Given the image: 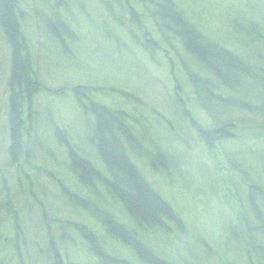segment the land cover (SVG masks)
I'll use <instances>...</instances> for the list:
<instances>
[{
  "label": "rangeland",
  "instance_id": "rangeland-1",
  "mask_svg": "<svg viewBox=\"0 0 264 264\" xmlns=\"http://www.w3.org/2000/svg\"><path fill=\"white\" fill-rule=\"evenodd\" d=\"M127 1L137 10L139 0ZM182 1L180 0L181 7H186L190 20L202 34H208L217 40L222 36L221 41L224 39L226 42H230V37L240 46L237 49L240 53L243 40L237 41L240 37L236 33L239 32H233V27L249 17L252 21L262 19L256 15L255 10L256 3L260 0ZM63 2L22 0L25 42L19 39L20 43H23L19 53L29 55L31 69L38 76L40 89L31 96L33 121L24 123L22 132L29 129L31 136L36 135L34 140H42L43 137V142L50 143L51 147L56 146L53 144V137L57 138L64 132L69 146L76 149L79 155L97 162L95 145L99 141V132L98 124L94 123L97 116L93 108L96 106L107 109L109 113H116L123 117L120 119L125 128V131L118 129L116 132L121 146L136 166V170L167 201L176 221L181 225L179 227L168 221L167 231L156 230L151 235H140L143 245L153 255L171 264H254L257 256L245 250V245L248 244L246 241H249L250 236L244 229L247 219L249 223H256L261 229V222L264 226V132L260 126L250 122L255 128H249V122H245V125L238 123V126L233 128L231 137L212 141L209 146L206 139L196 135L193 128L210 133L215 128L223 127L225 123L235 124L237 121L233 119L238 116V112L231 108L229 111L224 109L221 113L219 106L206 104L204 107L195 102L197 100L194 96L193 79L204 70L193 58L188 57L173 31L166 33L162 30L161 39L167 40V43L161 41L165 51L157 47L154 55L149 57L141 44L144 35L142 31L147 30L150 37L156 40L161 36V31L156 33L147 19L142 20L144 23L138 28L134 25L133 31L128 20L123 26H112V19L118 21L122 18L125 21L129 17V9H122V5L117 1ZM38 10L41 13L36 12ZM251 10L254 15L250 12V15L245 17ZM225 13L232 15L225 16ZM136 16L139 18V13L136 12ZM57 19L65 20V30H68L65 32L59 29V39L54 34ZM70 31L76 36H70ZM230 32L233 33L232 36ZM7 39L11 41L10 37ZM247 48L250 51L256 49L252 42ZM12 53V46L0 32V162L7 157V149L10 146L7 128L11 106L8 77L12 67ZM258 55L251 61L264 66V57L259 53ZM179 59H182L183 64ZM171 61L173 71L170 67ZM174 81L180 83L182 99L188 98L187 107L193 119L191 123L194 125L191 124L193 128L190 127V131L187 121L184 125L180 123L175 107L169 103L173 95ZM26 94L22 92L19 102V113H25L24 118L29 117ZM253 133L258 135L253 137ZM22 135L24 134L21 133ZM24 138L25 136H22V140H26ZM149 141H152L154 146ZM61 149L62 147L56 148L57 154L52 162L46 158L41 160L42 165L52 169L49 170L55 175L54 184L58 188L65 186L68 181L71 183V177L75 176L74 170H70L69 157ZM37 153L39 158L44 157L41 152ZM160 153L165 155L167 162L165 174L162 167L150 166L152 155ZM17 162L22 164L27 173H32L29 165L23 163L22 157H19ZM10 170L14 176L15 168ZM99 170L106 172L104 168ZM97 184L99 191L92 196L91 207L96 206L99 217H102L101 212L110 213V216L115 217L111 218L119 225L124 223L126 216L118 198L114 199L109 194L104 197L100 183ZM250 186H254V190H251ZM15 188L16 186L9 189L14 201L19 198L20 202L17 204H25L24 201H28L27 212L37 225L33 222L31 230L38 236L39 241L48 245L47 227L34 216L38 215V206H34L32 201L26 198V188H21L19 192H15ZM50 188L53 186L48 187L46 192L52 196ZM15 193L19 196L15 197ZM47 201H50V204H47L50 211L65 219H74L79 224L85 222L88 226H93L94 231H99L97 234L102 235L107 242V246L103 245L102 241L99 242L101 250L104 249L108 257L118 254L129 257L131 260L128 264L137 262V258L132 257L127 249L121 250L117 239L110 240L109 236L104 235L106 230H103L100 218L92 223V215L93 218H90L89 214H84L73 205H65L68 202L66 199L63 200L65 203H62L64 208L59 206V200L51 201L48 198ZM94 208L92 209L95 211ZM244 215L247 217L246 221ZM27 229L29 233L30 230ZM75 239L73 237L71 240L73 244ZM69 242H62L59 247V242L56 241L63 255L71 257L75 264H93L88 256L83 255L81 248H85L78 240L74 245ZM110 244L114 249L112 252L105 249L111 246ZM12 258L14 257L11 256L10 260ZM109 262L107 263L113 264Z\"/></svg>",
  "mask_w": 264,
  "mask_h": 264
},
{
  "label": "trees",
  "instance_id": "trees-1",
  "mask_svg": "<svg viewBox=\"0 0 264 264\" xmlns=\"http://www.w3.org/2000/svg\"><path fill=\"white\" fill-rule=\"evenodd\" d=\"M114 1L121 4L122 9H129V17L125 21L122 18L118 19V21L112 19V26H123L128 20L129 26H132L131 29L134 31V25L138 28L147 19L156 33L161 31L159 39L162 38V30H165L166 33H172L171 31H173L188 57L190 59L193 58L195 62L201 65V68L203 67L204 72H200L202 74H198V77L193 79L194 96L197 100L195 102L198 105L200 104L204 107L206 104L219 106L221 113H223L222 110L229 111L231 108L238 112V116L233 119L237 121L235 124L225 123L223 127L215 128L210 133L202 132L200 128H193L194 125L191 123L193 119H191V112L187 107L188 98L187 100L182 99L180 83L178 84L174 81L173 95L170 97L169 103L175 107L174 109L177 111L176 114L180 118V123L184 125L187 121L189 131L190 127H192L196 135H201L206 139L209 146L212 141L231 137L233 134L232 130L238 126V123L245 125V122H249V128H255L254 124H250V122H253L260 126L264 132V66L261 64L259 66L251 61L259 56L258 53L264 57V0L256 3V15L262 17L260 21H252L249 17L247 18L248 20L243 19V23H238L237 26L233 27V32H239L236 33L240 37L237 38V41L243 40L241 53L237 50L240 48L238 43L232 41L230 37H228L230 42H226L224 39L221 41L222 36L217 40L211 38L208 34H202L190 20L191 17L187 14L186 7H181L182 3L180 0H139L140 4L137 2V10L127 0ZM59 2H63V0H59ZM23 7L22 0H0V32L6 37V42L12 46L13 50L12 67L9 69V72H11L9 74L10 77H8L10 79H7L8 92L11 97L10 115L8 116L7 125L10 134V146L7 149V157L2 160L4 163L0 162V264H75L76 262L71 261V257L63 255L61 249L58 248L57 240L59 247L62 242H67V240L71 242V245H74L78 240L79 244L85 248H81L84 252L83 255L85 257L88 256L93 264H106L109 261L113 262V264H128L127 262H130L131 259L123 255L122 257L118 254H113L108 257L109 255L104 253L105 250H101V243L99 244V242L102 241L105 246H107V242L102 235H98L99 231H94L93 226H88L85 222L79 224L74 219H65L63 216L50 211L47 205L50 204V201H47L48 198L51 201L59 200V206L63 208L65 203L63 200H68L65 205H73L84 214H89L90 218L93 216L92 223L97 222L96 220L100 218V224L103 230H106L104 235L109 236L110 240L111 238L117 239L121 250L127 249L131 252L132 257L137 258L135 264H171L166 262L165 259L153 255L143 245L142 236L140 235H151L156 230L167 231L168 221L179 227L181 225L180 222L176 221V217L167 201L136 170V166L130 161L121 146L116 132L118 129L120 131L124 129L123 131H125L120 119L123 117L116 113H109L105 108L94 106L93 110L96 114L95 116H97V121H94V123L98 124L99 132V141L95 145V154L98 157L97 162L82 154V156L79 155L76 149L74 150L69 146L63 131L57 138L56 136L53 137L54 143H51L56 145L54 147L49 146L50 143L48 142H43V137L42 140L39 138L34 140L36 135L31 136L29 129L27 132H22L24 123L27 124L33 121L32 117L34 115L31 114L32 110L30 109L31 96L35 92L40 91L39 79L36 72L31 69L30 60L28 59L29 55L25 56L26 54L19 53L20 46L23 44L20 43L19 39L23 40L25 32ZM36 12L41 13L40 10ZM136 12L139 13V18H137ZM250 12L254 15L251 10L245 17L250 15ZM230 15L232 14L225 13V16ZM225 18L224 20H227ZM198 19L195 18L196 21ZM57 22L58 24L54 26V34L59 39L58 30L61 29L65 32L68 30H65V27H67L65 20L57 19ZM230 27H232V24H230ZM72 32L70 31V36H76ZM142 33L144 35L142 34L141 44L149 57L154 55L157 47H161L165 51L161 46V41H166L167 43V40L161 39L159 41V39L156 40L155 38L154 40L153 37H150V33L147 30L142 31ZM232 34L230 32L231 36ZM7 37H10L11 41H8ZM251 42L256 47L255 51H250L247 48V45ZM179 61L183 64L182 59H179ZM170 63L173 71V62L171 61ZM17 92L19 96H17ZM22 92L27 93L28 118H24L25 113L22 115L19 113L21 109L19 102H21ZM21 133L24 134L22 136H25L24 139L26 140H22ZM257 135L258 133L251 134L253 137ZM149 142L154 146L152 141ZM139 144L141 145L140 142ZM57 147H62L61 151L65 152L70 159V170L75 172V176L71 177L72 182L69 183L68 181L65 186H60L59 188L55 187V175L51 173L52 169L42 165L41 162L43 158L52 162L57 154ZM37 152H41L44 157L40 156L39 158ZM19 157H22L23 163L29 165L28 168L32 170L31 174L27 173L22 164L17 162ZM152 158L151 168L153 166H155L154 168L156 166L162 167L165 174V166L167 164L165 155L162 153L160 155L154 154ZM8 165H11V167ZM12 167L15 168L14 176L12 175V170H10ZM98 168L102 170L104 168L106 172L100 171ZM59 180L61 179L59 178ZM97 183H100L99 186L104 191V197L109 194L114 199L118 198L126 216L124 223L119 225L113 219L115 217L110 216V213L101 212L102 217H99V213L95 209L96 206L95 208L91 207L92 196H94L96 191H99L96 186ZM47 185L48 187L53 186V188H50L52 196H49L46 192L48 191ZM14 186H16L15 192H19L21 188H26L28 193L26 198L32 201L31 204L38 206V215L34 216L36 219L39 218L47 227L46 239H48L50 244L48 242V245H46V242L42 243L39 241L38 236L31 230L34 219L27 212L29 211L26 206L28 201L25 200V204L22 202L17 204L20 202V198L16 202L14 201L12 193L9 191ZM250 188L254 190V186H250ZM33 194L36 195L33 196ZM18 196L19 194L15 193V197ZM39 201L40 203H38ZM24 206L25 209H23ZM246 218L244 215L245 221ZM247 222L245 223L247 226L244 232L248 233L250 239L246 241L249 245H245V250L247 253L257 256L254 259V264H264L263 223L261 222V229V227L256 226V223H249V219H247ZM30 224L32 225L30 226ZM27 228L30 230L29 233ZM73 237L76 238L74 244L71 241ZM255 238L260 240L254 241ZM105 249L107 251L110 250V252L114 250L112 245ZM74 251L77 252V250ZM11 256L14 258L10 260Z\"/></svg>",
  "mask_w": 264,
  "mask_h": 264
}]
</instances>
